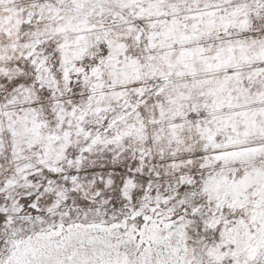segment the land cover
<instances>
[{
  "label": "snow or ice",
  "instance_id": "6c2138e0",
  "mask_svg": "<svg viewBox=\"0 0 264 264\" xmlns=\"http://www.w3.org/2000/svg\"><path fill=\"white\" fill-rule=\"evenodd\" d=\"M0 264H264V0H0Z\"/></svg>",
  "mask_w": 264,
  "mask_h": 264
}]
</instances>
